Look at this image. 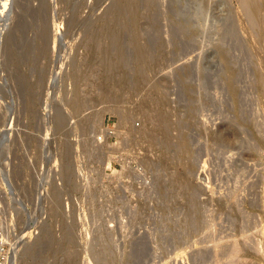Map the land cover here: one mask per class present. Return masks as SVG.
I'll list each match as a JSON object with an SVG mask.
<instances>
[{
    "label": "rangeland",
    "instance_id": "rangeland-1",
    "mask_svg": "<svg viewBox=\"0 0 264 264\" xmlns=\"http://www.w3.org/2000/svg\"><path fill=\"white\" fill-rule=\"evenodd\" d=\"M240 2L0 0L2 215L40 222L18 264H264V0Z\"/></svg>",
    "mask_w": 264,
    "mask_h": 264
},
{
    "label": "built area",
    "instance_id": "built-area-1",
    "mask_svg": "<svg viewBox=\"0 0 264 264\" xmlns=\"http://www.w3.org/2000/svg\"><path fill=\"white\" fill-rule=\"evenodd\" d=\"M59 169L56 168V174ZM45 197L39 198L40 201ZM3 192L0 190V264H18L16 263L17 255L22 251V244L24 242H32L39 236L40 222L35 223L30 229H21L18 227L15 219L7 221L2 215ZM42 210V206H41ZM40 220H45L42 214L39 216Z\"/></svg>",
    "mask_w": 264,
    "mask_h": 264
},
{
    "label": "bare ground",
    "instance_id": "bare-ground-1",
    "mask_svg": "<svg viewBox=\"0 0 264 264\" xmlns=\"http://www.w3.org/2000/svg\"><path fill=\"white\" fill-rule=\"evenodd\" d=\"M241 2L240 3H242V7L244 8V6H247V8L246 9H248V5H249V7L254 3L253 2V0H240ZM207 2V1H206ZM210 3V2H209ZM252 3V4H251ZM206 4V3H205ZM205 8V7H204ZM245 9V8H244ZM200 10V9H199ZM249 10H250V8H249ZM246 12V11H245ZM255 12V11H254ZM203 13V12H202ZM252 18H254L253 16H251ZM254 20V19H253ZM248 21H249V19H248ZM251 21H252V19H251ZM255 22V21H254ZM253 22V23H254ZM217 23V22H216ZM252 24V23H251ZM256 24V23H255ZM250 25V24H249ZM252 25H254V24H252ZM216 37H219V36H216ZM219 43V42H218ZM220 44V43H219ZM222 50V49H221ZM225 52V51H224ZM223 52V53H224ZM230 52V51H229ZM227 53V52H226ZM222 55V54H221ZM223 57V56H222ZM224 62H226V63H228V61L231 59L230 57H229V55L228 54H224ZM231 62V61H230ZM236 62H237V60H236ZM227 66V65H226ZM231 66V64L229 65V67ZM264 66V65H263ZM235 68V67H234ZM238 72V71H237ZM237 72L235 71V69L232 71V74H233V76H232V78H230L229 79V81H230V87H231V89L234 91V92H237V91H239L238 89V83H237V80L239 79L237 76ZM262 75V74H261ZM228 76V75H227ZM230 77V76H229ZM262 78V77H261ZM264 79V78H263ZM226 80H228V79H226ZM262 81V80H261ZM260 82V81H259ZM263 82V81H262ZM261 86V85H260ZM263 88V87H262ZM234 94V93H233ZM223 130V129H222ZM240 131V130H239ZM238 135V134H237ZM236 135L235 134H233V133H231V132H229V133H227V136H226V138H227V140H228V142H230V143H232L233 141H231L232 140V138L234 139V137H235ZM224 137V136H223ZM77 141V140H76ZM227 143V142H226ZM229 147V146H228ZM234 237V236H233ZM233 241V240H232ZM236 242V241H235ZM28 243H30V242H24L23 244H22V250L26 247V246H28ZM231 243V242H230ZM228 244V243H227ZM235 244V243H234ZM234 244H233V246H234ZM225 246V245H224ZM63 247V246H62ZM70 247V246H69ZM218 247V246H217ZM223 247V246H222ZM235 247V246H234ZM236 247H238V245L236 246ZM233 248V247H232ZM248 248V247H247ZM63 249V248H62ZM61 249V250H62ZM243 249V248H242ZM64 251H66V250H64ZM244 251V250H243ZM22 252V251H21ZM224 252V251H223ZM245 252V251H244ZM225 253V252H224ZM239 253V252H238ZM240 254V253H239ZM224 255V254H223ZM232 255V254H231ZM237 255V254H236ZM243 255V254H242ZM226 257H227V255H226ZM225 257V258H226ZM236 257V256H235ZM18 258H19V255H17V259L16 260H18ZM232 258H233V256H232ZM220 259V258H219ZM229 259V258H228ZM235 259V258H234ZM16 263H17V261H16ZM227 264H230V263H227ZM232 264H233V262H232Z\"/></svg>",
    "mask_w": 264,
    "mask_h": 264
}]
</instances>
